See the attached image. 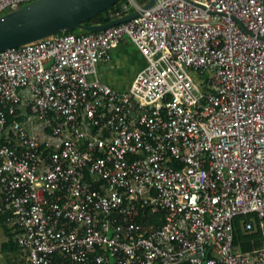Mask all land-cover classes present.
<instances>
[{
  "label": "built area",
  "instance_id": "1",
  "mask_svg": "<svg viewBox=\"0 0 264 264\" xmlns=\"http://www.w3.org/2000/svg\"><path fill=\"white\" fill-rule=\"evenodd\" d=\"M124 40L146 64L118 92L96 66ZM0 223L27 264H264V0H157L1 51Z\"/></svg>",
  "mask_w": 264,
  "mask_h": 264
},
{
  "label": "water",
  "instance_id": "2",
  "mask_svg": "<svg viewBox=\"0 0 264 264\" xmlns=\"http://www.w3.org/2000/svg\"><path fill=\"white\" fill-rule=\"evenodd\" d=\"M118 1L37 0L23 5L0 16V52L72 30L99 32L139 16L157 0H148L140 10H133L106 23L83 25L85 21L106 11Z\"/></svg>",
  "mask_w": 264,
  "mask_h": 264
},
{
  "label": "crops",
  "instance_id": "3",
  "mask_svg": "<svg viewBox=\"0 0 264 264\" xmlns=\"http://www.w3.org/2000/svg\"><path fill=\"white\" fill-rule=\"evenodd\" d=\"M142 55L127 40L120 42L111 52L109 61L99 62L96 66L98 78L118 92L129 89L135 76L145 67ZM152 221L157 216L152 215ZM251 248L259 247L250 244ZM23 254L14 241V231L0 223V264H23Z\"/></svg>",
  "mask_w": 264,
  "mask_h": 264
},
{
  "label": "trees",
  "instance_id": "4",
  "mask_svg": "<svg viewBox=\"0 0 264 264\" xmlns=\"http://www.w3.org/2000/svg\"><path fill=\"white\" fill-rule=\"evenodd\" d=\"M138 5L142 6L144 5L148 0H134ZM121 3H126V0H119L114 6L110 7L109 9H107L106 11L96 15L95 17L90 18L89 20L85 21L83 23V25L85 26H90V25H99L102 23H106L108 21H110L111 19H113V13L115 10L118 9L119 5ZM132 8H130V11ZM64 33H72V34H82L85 33L83 31L80 30H72L69 32H64ZM157 217L159 215H156ZM250 217V216H249ZM249 217H238L234 220L233 223V245L238 247L240 251L242 252H247L250 251L251 249V245L250 244H254L258 245L259 243V238L261 239L260 233L259 231H255V232H251V233H245L242 231L241 229V223L242 222H247ZM141 220L146 223H152V218H141ZM158 220V218H157ZM53 264H71L68 260H64L62 258H60L59 256H56L54 258Z\"/></svg>",
  "mask_w": 264,
  "mask_h": 264
},
{
  "label": "rangeland",
  "instance_id": "5",
  "mask_svg": "<svg viewBox=\"0 0 264 264\" xmlns=\"http://www.w3.org/2000/svg\"><path fill=\"white\" fill-rule=\"evenodd\" d=\"M134 1V0H133ZM135 2V1H134ZM131 0H126V4H129V5H131ZM131 8V7H130ZM23 258L25 259V257L23 256ZM23 264H27V261H26V259L25 260H23Z\"/></svg>",
  "mask_w": 264,
  "mask_h": 264
}]
</instances>
